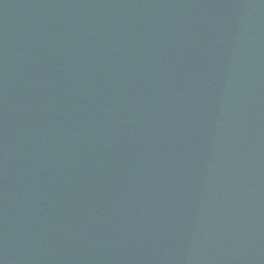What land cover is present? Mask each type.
Wrapping results in <instances>:
<instances>
[{
	"label": "water",
	"instance_id": "water-1",
	"mask_svg": "<svg viewBox=\"0 0 264 264\" xmlns=\"http://www.w3.org/2000/svg\"><path fill=\"white\" fill-rule=\"evenodd\" d=\"M0 264H264V0H0Z\"/></svg>",
	"mask_w": 264,
	"mask_h": 264
}]
</instances>
